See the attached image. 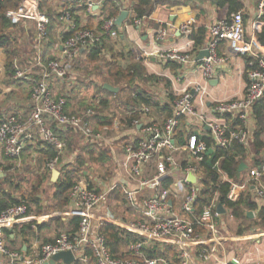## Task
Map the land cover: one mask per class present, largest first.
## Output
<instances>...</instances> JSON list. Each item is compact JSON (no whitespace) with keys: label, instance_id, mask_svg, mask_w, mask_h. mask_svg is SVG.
<instances>
[{"label":"built area","instance_id":"obj_1","mask_svg":"<svg viewBox=\"0 0 264 264\" xmlns=\"http://www.w3.org/2000/svg\"><path fill=\"white\" fill-rule=\"evenodd\" d=\"M48 1L56 9L54 18L57 24V40L48 53L46 48L51 43L49 30L52 18L45 0H21L17 8L6 12L14 27H24V39L28 41L26 58L32 66L25 67L21 55H16L14 78L32 84L31 110L30 122L14 112L6 113L0 119V148L6 157L18 159L26 147V141L34 137L32 132H38L58 153L56 158L47 162V167L53 171L68 147L67 141L60 137L57 130L73 131L86 140L102 143L105 131L112 127L106 126L97 132L92 122L97 114L93 107L85 108L78 115L70 114L67 111L68 93H55L52 81L63 83L70 91L74 86L71 73L75 65L85 60L104 39L112 42L120 38L121 31L129 25L140 28L145 18L138 17L131 0ZM257 1L260 22L255 25L250 38L246 35L243 14L236 12L231 18L212 23L208 43L197 51L172 48L160 53L161 58L182 67L200 61L203 77L209 83L215 78V65L225 61L217 48L221 41H226L233 53L251 60L247 68L245 94L215 101L203 111L195 104V92L188 90L177 96L173 102V114L162 120L151 117L149 109L145 108L146 120L138 118L133 121L134 126H140V135L132 138L124 148L121 170L125 180L106 185L98 178L89 181L83 174L70 192L68 209L64 213L48 215L54 219L60 216L78 217L80 224L76 234L71 236L62 232L46 242L36 234L34 251L30 255L21 248H10L6 230L23 224L29 214V205L25 201L10 205L0 214V264H49L53 255L66 250L75 256L72 264H91L92 258L96 264H191L189 248L197 245L206 246L202 248L201 258L209 260L217 257L223 243L218 231L223 214L217 209V195L201 213H196V202L204 183L200 164L210 148L214 152L216 147L227 148L238 143L250 149L252 144L256 122L254 106L264 98V59L260 57L256 37L257 29L264 27V0ZM108 4L118 8L117 15L110 14ZM125 10L128 11L127 18L117 25L118 16ZM179 31L188 38V44L193 49L194 41L189 38L192 21L182 24ZM168 34L167 27L161 26L157 39L164 40ZM205 49L209 51V56L197 60L199 53ZM36 69L40 74L35 78L31 70ZM195 91L198 90L195 88ZM182 118L186 120L183 137L178 134ZM191 120H196L198 126L192 124ZM203 136L210 137L212 147ZM245 164L247 175L240 182L229 178L220 168L221 162L216 163L220 181L230 183L227 197L236 202L245 191H250L256 200L264 204V164L254 167ZM156 165L157 172L150 175V170ZM190 174L197 176V184L188 180ZM117 189H120L129 208L136 212L129 221L123 220L121 214L111 209H106L104 213L97 212V209L108 207V195ZM94 220L101 221L99 227H95ZM105 222L137 236V241L129 246L130 257H119L112 253L106 236L100 231ZM196 226L204 227L206 232L199 231ZM33 229L36 230L35 225ZM164 242L176 247L177 260L146 255L145 251ZM89 248L92 254L88 253ZM231 262L243 264L235 257ZM55 264L65 263L60 260Z\"/></svg>","mask_w":264,"mask_h":264},{"label":"crops","instance_id":"obj_2","mask_svg":"<svg viewBox=\"0 0 264 264\" xmlns=\"http://www.w3.org/2000/svg\"><path fill=\"white\" fill-rule=\"evenodd\" d=\"M132 1V0H131ZM159 2L157 4L154 12L151 16L147 17L143 21V25L140 28H137L133 25H129L127 29L121 31L120 38L123 40V50L120 53H125L124 61L123 59L120 60L122 65L129 64L133 61L141 60L143 66L147 69L149 74L156 75L157 80L148 81V87H151L152 92L157 93L158 91L162 92V98L168 96L170 92L175 94H181L185 91H192L195 92V104L198 109L206 111L208 106H210L215 101H222L228 100L232 98L241 97L245 94L247 85H248V78L245 79L244 72L247 70V58L242 57L241 55L235 54L231 51L228 43L226 41H221L218 45L217 52L219 55L225 58V61L215 65V78L213 81L207 83L203 77L201 71V62L188 65L186 67L179 66L176 71H173L171 67L168 65V61L160 57V53L164 50H169L172 48H179L183 51H192V45L188 44V38L183 34L180 33L179 27L188 22L192 21V33L197 31L199 27L206 28V36H205V46L209 39V26L217 20L224 19V18H231L232 14L228 12V9L225 8H218L210 2L206 1H199V0H179L177 2L172 1H156ZM244 3V10L243 12L240 11L242 14H245L244 18V25L247 38H250L254 33L255 25L259 24V17H258V1L257 0H243ZM249 16V17H248ZM161 26L167 27L169 34L164 40L157 39V31L161 28ZM21 27L23 30L24 27ZM264 27L261 29L258 28L256 32V37L258 40L257 33L261 32ZM126 32V35L124 33ZM192 33L190 34L189 38L191 39ZM14 38V46L19 47L16 43V37L12 34ZM127 36V37H126ZM126 37V38H125ZM259 42V40H258ZM202 46V47H203ZM27 50L29 45L26 44ZM201 48V47H200ZM258 50L260 51V57L264 59V46L259 42ZM20 52V48L18 49ZM23 65L27 68L31 66L28 64V60L26 58V51L21 54ZM6 61H7V54L5 52V48L0 46V119L6 113L14 112L18 113L22 116L24 120L30 122V110H31V103H30V90L32 84L27 81L17 80L14 78V75L7 73L6 71ZM32 76L35 78L39 76L38 69L31 70ZM168 79L171 82V86H167ZM216 80V82H214ZM72 83L75 84L74 77L72 76ZM53 89L55 93L62 94L65 91L66 85L61 84V82L57 80L52 81ZM105 84V83H104ZM112 85V84H111ZM195 88L198 91H195ZM120 89V88H119ZM68 90V89H66ZM75 107V103L70 99L67 105V111L72 115L80 114L84 109H78ZM112 115V114H111ZM147 118V113L144 112L142 117H140L141 121H145ZM94 126H97L96 119H92ZM196 121V120H195ZM194 120H191V123L198 126V123ZM106 125L100 126V129H104ZM119 126V127H118ZM112 127L113 130L105 131L107 134L110 131H117V135H119L122 129H125V133L122 137H118L117 140L124 138V145H126L132 138H135L140 135L139 129L140 126H128L122 118L115 117L113 119V125L109 126ZM62 134H64V138L67 140L70 137H74V135H78L73 131H62L58 130ZM32 135L34 137L29 138L26 141V150L34 152L35 150L40 151L43 147H45V141L40 137L38 132L33 131ZM80 136V135H78ZM125 137H128V140L125 142ZM86 144H92V140H85ZM253 143V142H252ZM95 144V143H94ZM115 144L114 140H106L102 143H98L97 145H106V148H110ZM252 144L250 149L247 148L248 154L251 151ZM125 148V147H124ZM124 148L122 149V157L125 152ZM68 151V150H67ZM23 153H25L23 151ZM22 153V154H23ZM67 153V152H66ZM22 156V155H21ZM20 156V157H21ZM14 158L6 157L0 148V176H4V173H9L10 170L14 169V161L19 160ZM247 163V162H246ZM13 164V165H12ZM11 169H5L6 167H10ZM246 170V171H245ZM6 171V172H5ZM8 171V172H7ZM244 173L241 176V181L244 180L247 175V169H244ZM92 174L89 169L85 170V178L88 179ZM123 178V176H122ZM94 179V178H93ZM124 179H122L123 182ZM240 181V182H241ZM120 189H117L113 194H120ZM249 193L253 201H257L259 204L264 205L263 202L256 200L254 195L250 191H245L242 195ZM16 195V194H15ZM122 198V194H121ZM122 200L126 203V201L122 198ZM122 205V204H120ZM127 205V203H126ZM69 206V205H68ZM105 208L97 209V212L104 213L106 209H111L124 217L131 218L134 217L133 215L136 214L135 211L131 210L129 206L122 208H113L111 205L108 204ZM252 212V216L249 217L248 213ZM132 214V215H131ZM222 217L226 215H231L229 213H222ZM247 215L249 219L256 220L257 219V210H248ZM220 219L219 227L223 223V219ZM48 215L40 216L36 214L34 211L30 212L26 218L24 219L23 224L16 225L19 227L17 230L16 236L14 234L11 235V238H14L15 244L17 248H21L25 254H32L34 251L33 247V240L35 235L38 234V238L40 240L45 238H53L57 227V225H50L51 222H57V220L50 219ZM73 217L66 216L61 217V220L67 223ZM35 223L36 230L34 235H30L28 232L25 234L20 232L21 227L25 224ZM59 223V221H58ZM101 221L94 220L95 227L100 226ZM39 226V230H38ZM219 231V230H218ZM25 234V236H23ZM58 236V235H57ZM56 236V237H57ZM220 236V235H219ZM221 237V236H220ZM55 238V237H54ZM53 238V239H54ZM25 239V240H22ZM48 239V240H53ZM245 239H250V237H246ZM47 240V239H46ZM222 249L218 252L220 255L225 249L223 244L226 242V239L222 237ZM165 244H170L173 248L176 247L169 242H164L162 244L155 245L154 248H159L163 250ZM210 245V244H209ZM206 247L203 245L192 246L190 249L191 264H228L232 263L231 259L228 260L226 258H222L217 255L214 259L205 260L201 258L200 253L202 252V248ZM151 250V249H148ZM147 250V251H148ZM146 251V252H147ZM125 252H130L128 248L125 249ZM132 255V253H130ZM171 258V257H167ZM241 260V259H240ZM243 264H252L241 260Z\"/></svg>","mask_w":264,"mask_h":264},{"label":"trees","instance_id":"obj_3","mask_svg":"<svg viewBox=\"0 0 264 264\" xmlns=\"http://www.w3.org/2000/svg\"><path fill=\"white\" fill-rule=\"evenodd\" d=\"M21 0H0V46L5 48V52L7 54V61H6V71L7 73L14 75L15 73V66H14V57L18 53V48L14 46V38L11 35L9 29L13 28L10 19L6 16V12L10 9L17 8L19 2ZM201 2L206 1L210 2L218 8H227L230 14L240 12L244 10V3L243 0H199ZM48 0H45V4L48 5ZM157 4L154 0H134L133 2V9L135 13L140 18H147L151 16L154 12ZM109 10L111 15H117L118 8L115 5L108 4ZM49 15L51 16V25L49 30V35L51 39V43L46 48V52L48 53V49L52 46L54 42L57 40V31L55 28L57 26L55 21L56 11L52 12L49 11ZM245 18V14H243ZM78 21V20H77ZM205 36H206V28L199 27L197 31L192 33L191 39L194 41L192 52L197 51L200 47L205 44ZM258 40L264 46V28L261 32L257 34ZM111 41L108 39H104L103 43L94 47L91 52L88 54L87 59L89 62H100L101 59L105 60V65L101 66L108 77V83L112 84L113 86L119 87L118 92H111L108 89L104 88V83L99 86V90L103 93L107 94L109 98H118V96H122V104L118 106H123L125 112L127 113L126 118H122V120L128 124V126L133 125V121L136 119H140L142 114L144 113V109L148 108L149 110L155 111L159 117L162 119L168 118L173 114V102L177 98V96L170 92L168 96L162 100H159L154 93L148 91L143 83H148V81L157 80L156 75L149 74L147 69L143 66L141 60L133 61L129 64L122 65L120 62V57L124 56L125 53H117L115 46L110 44ZM247 58V68H249V62L251 61L250 58ZM168 65L171 67L173 71H176L178 65L172 61H168ZM244 77L247 79V70L244 72ZM111 80V81H110ZM167 86H171V82L168 79ZM123 83V85H122ZM53 86V84H52ZM77 87L75 85L71 88L68 93V97H71L72 91H75ZM68 105V103H67ZM109 105V99L102 98L98 101V103L94 104L88 102L86 107H93L96 109L97 114L94 117L97 122V126H94L95 129L100 128L104 124L112 126L114 116L107 113V106ZM85 107V108H86ZM254 113L256 117L255 127L253 128L252 137H253V151L255 153V157L253 163H248L249 167L254 166H261L264 164V98L257 102L254 106ZM93 122V120H92ZM94 125V124H93ZM185 125L186 120L184 118L181 119V129L178 130V134L183 137L185 133ZM61 138H64V134L56 131ZM74 137H70L69 139H65L67 141L68 147L67 150H73L74 146L72 144ZM203 138L207 141L209 147H212V140L208 136H203ZM95 143V144H94ZM95 141L92 144H86L85 151L86 153H94L93 151L99 150V146ZM26 148L24 152H26ZM43 157L47 160L54 159L58 156L57 151L45 142V147H43L39 151ZM248 150L244 145L233 143L231 146L227 148H219L216 147L214 152L211 154H206L200 164L202 167V180H203V187L201 189L200 194L198 195V199L196 202V213L199 214L205 207L208 205L210 201L217 195L219 204H222L223 208L225 209V213L231 214L238 220H249L247 215L248 210H257V219L256 222L264 225V205L259 204L257 201H253L250 194L247 193L242 195V197L233 202L228 199L227 194L230 189V183L225 181H220V174L215 167L217 162H221L220 168L226 172L229 178L235 181H241L242 174L246 171L240 170V164L242 162H246V158L248 156ZM24 154V153H23ZM103 154V153H101ZM87 156V155H86ZM95 159V158H93ZM76 163L74 165L73 162L71 163V167L63 166L59 167L60 175L55 182L56 193L55 196L58 199H61L63 203L70 204V192L73 186L79 181L81 176L85 174V170L89 168V165L92 164L90 159L82 158L81 156L75 157ZM102 161L106 159L101 157ZM89 164V165H88ZM13 165V164H12ZM10 167H6L5 169L10 170ZM248 167V168H249ZM48 173L52 174V171L47 167ZM6 172V171H5ZM8 172V171H7ZM12 174L4 173V176H0V214L4 211L7 207L13 204H18L21 201H25L29 205V213L34 211V209L40 208V201L38 197H34L32 200L26 199L23 197H18L15 195V190L18 188V185L11 179ZM9 183L11 186L15 187L16 189H11L2 187V184ZM31 205L34 206L31 207ZM36 206V207H35ZM54 220L59 221L63 225V221L61 219L55 218ZM65 223V222H64ZM80 219L78 217H73L66 223V230L67 233L71 236H74L79 229ZM33 225L35 223L25 224L21 227L20 232L29 233L30 235H34L35 231L33 230ZM19 229L18 226H14L10 230H6V235L8 238V243L11 246H16L13 244L15 242L14 238H11V235L14 234L16 236L17 230ZM38 226V230H39ZM196 229H199L201 232H206L204 227L196 226ZM40 231V230H39ZM101 233L106 236L107 244L115 256L119 257H130L131 252H125V249L128 248L131 243L137 241V236L134 233H131L121 227H118L112 223H103L100 227ZM23 234V236H25ZM210 236V234L208 235ZM25 240V239H22ZM52 241V240H45ZM170 244H165L163 250L159 248H153L151 250L145 251L147 256L152 257H171L174 260H177L174 255L168 256L167 252L174 251ZM89 254H92V249L87 250ZM91 264H96V260L92 258ZM232 264V263H230Z\"/></svg>","mask_w":264,"mask_h":264},{"label":"rangeland","instance_id":"obj_4","mask_svg":"<svg viewBox=\"0 0 264 264\" xmlns=\"http://www.w3.org/2000/svg\"><path fill=\"white\" fill-rule=\"evenodd\" d=\"M49 2V1H48ZM134 0H132V3ZM46 5L48 11H56L52 2L47 3ZM249 17V16H248ZM56 21V20H55ZM92 20L89 22L91 24ZM59 26V24H58ZM12 34L16 37V43L18 44V49L20 48V52L18 50L17 55H21L23 52L27 51L26 44L28 41L24 39V29L22 30L21 27H13L9 29ZM126 35V32L124 33ZM127 37V36H126ZM125 37V38H126ZM111 45L115 46L116 52L120 53L123 50V40L118 38L110 43ZM123 59L124 56L120 57V60ZM106 59H101L100 62H89L86 58L81 63L75 65L73 67V73H71V77H74L75 87L76 90L72 91L71 97H68V103L70 99L75 103V107L78 109H85L86 104L88 102H92L93 105L98 103V101L102 98L109 99V105L107 106V113L112 114L115 117L126 118L127 113L124 110V107L118 106L122 104V96H118V98H109L107 94L103 93L99 90V86L103 83H108V77H106L105 71L103 68H100L99 65L104 66ZM126 65V64H125ZM111 81V80H110ZM62 84V83H61ZM143 86L148 90L151 91V87H148V83L141 82ZM63 85V84H62ZM123 85V83H122ZM117 87V86H116ZM66 93H69V90H66ZM154 93V92H152ZM175 94V93H174ZM154 95L159 99L162 100V92L158 91L154 93ZM176 96L179 94H175ZM166 98V97H165ZM89 107V106H88ZM87 108V107H86ZM150 116L159 120H162L161 117L155 113L153 110H149ZM97 132H100L102 129H96ZM111 130H113L111 128ZM115 129L114 131H110L105 134L106 140H114L115 144L111 146V149L106 148V145H100L99 150L93 151L94 153H86L85 146V138L82 136L74 135L73 141L74 146L73 150L69 149L67 153L60 157L56 169H60L59 167L69 166L76 163L75 157L81 156L82 158L90 159L92 164L89 165V171L92 172L90 177L88 178L89 181L93 180V178H98L106 185L110 183H115L117 181H122V170H121V160H122V149L125 147L124 145V138L117 140L118 137H122L125 133V129H122L117 135ZM264 139V136H263ZM128 140V137H125V142ZM103 153V154H101ZM87 155V156H86ZM101 157H104L106 160L102 161ZM95 158V159H93ZM255 157V153L253 151V145L251 147V151L249 152L246 162L253 163ZM47 160L43 157V155L38 151L35 150L34 152L26 151L19 160L14 161V169L10 170L9 173L12 174L11 179L18 185V188L11 186L9 183L2 184V187L9 188L10 190L16 189L15 193L18 197H25L26 199L32 200L34 197H38L41 203L40 208L34 209V212L40 216L43 215H53L55 212L64 213L68 209V204L61 199L56 198V187L55 182L51 180L52 174L48 173L46 170L47 168ZM158 167L157 165L154 166L149 174L152 175L153 173L157 172ZM125 180V179H124ZM242 182V181H241ZM122 183V182H121ZM12 187V189H11ZM1 189V188H0ZM218 197V196H217ZM108 204L111 205L113 208H122L127 207L126 203L121 198L120 194H109L108 195ZM122 204V205H120ZM31 207L34 208L33 205ZM123 209V208H122ZM115 212V211H114ZM117 213V212H115ZM132 215V214H131ZM123 220L129 221L132 219L124 217L121 215ZM50 219H53L51 217ZM57 219H61L57 218ZM222 225L219 227V235L226 239V242L223 244L224 251L218 255L219 258H229L235 257L238 260H243L245 262L252 264H264V225L256 222V220L249 219V220H238L234 216L226 215L222 217ZM50 225H57L55 229L56 233L54 237H56L59 233L68 232L66 230V223L51 222ZM53 237V238H54ZM246 237H250V239H245ZM44 240L53 239V238H45ZM10 248L16 249L17 247L11 246ZM222 249H220L221 251ZM168 256L174 255L176 257L177 250L167 252ZM240 260V261H241Z\"/></svg>","mask_w":264,"mask_h":264},{"label":"water","instance_id":"obj_5","mask_svg":"<svg viewBox=\"0 0 264 264\" xmlns=\"http://www.w3.org/2000/svg\"><path fill=\"white\" fill-rule=\"evenodd\" d=\"M154 1H162V0H154ZM166 1L177 2L179 0H166ZM127 16H128V11H126V10L122 11L121 14L117 18V21H116L117 25H121L124 22V20L127 18ZM208 56H209V51L207 49L202 50L199 53V55L197 56V60H202L204 57H208ZM214 82H216V80ZM104 88L108 89L109 91H111L113 93L119 91V87L113 86L110 83H105ZM212 152H213V149L210 148L208 150V153L211 154ZM245 168H247V165L245 164V162H242L240 164V170H244ZM59 175H60V171L58 169H54L52 171L51 180L53 182H56ZM188 180L193 184H197V182H198V178L194 174H190L188 177ZM217 209L220 213L225 212V209L223 208L222 204H219ZM248 215H249V217H251L252 212H249ZM60 260H62L65 264H72L75 262V256L69 250L61 251V252H58L57 254L53 255V257L49 261V264H55L57 261H60Z\"/></svg>","mask_w":264,"mask_h":264}]
</instances>
